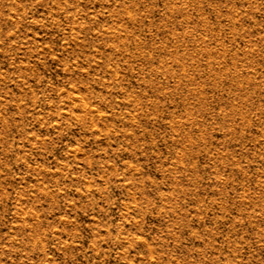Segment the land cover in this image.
<instances>
[{"label":"rangeland","instance_id":"1","mask_svg":"<svg viewBox=\"0 0 264 264\" xmlns=\"http://www.w3.org/2000/svg\"><path fill=\"white\" fill-rule=\"evenodd\" d=\"M0 264H264V0H0Z\"/></svg>","mask_w":264,"mask_h":264}]
</instances>
